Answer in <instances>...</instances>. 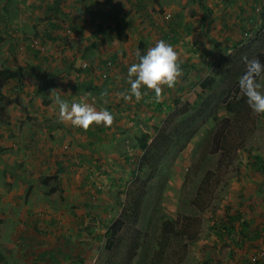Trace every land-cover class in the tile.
Returning <instances> with one entry per match:
<instances>
[{
  "label": "rangeland",
  "instance_id": "1",
  "mask_svg": "<svg viewBox=\"0 0 264 264\" xmlns=\"http://www.w3.org/2000/svg\"><path fill=\"white\" fill-rule=\"evenodd\" d=\"M162 1L160 9L152 0H0V70H15L22 76L20 81H12L1 90L0 205L5 204L12 191H19L20 172H42L50 176L60 170L55 163L61 158H68L73 146L62 147L63 138L57 132L49 137L47 126L68 125L67 121L60 119L55 98L59 95L69 104L84 100L97 111L107 109L115 125L120 124L118 134L130 140L128 145H118L113 151L98 149V146L94 152L82 148L85 159H92L93 165H81L77 169L95 177L91 179L93 181H84L86 190L89 184L98 183L101 176L124 179L122 193L115 188L116 200L111 195L113 206L117 203L113 208L103 207L109 203L105 198L100 202L98 198L93 201L87 196L66 197L68 208L71 204V208H83L91 216L110 217V223H101V226L95 218L88 220L84 233L86 239L90 232L105 235L108 227L116 226L126 202L127 188L138 175L144 179L149 177L147 171L145 174L138 171L144 154L140 140L145 138L144 144L151 145L162 136L163 139L166 137L169 150L160 157L140 222L135 227L132 223L124 224L121 230L135 228L143 235L146 250L144 248L136 264L148 263L160 225L165 220H178L181 227L187 217L200 220L198 239L195 242L180 239L166 264H247L249 259L255 264L264 257V237L256 236L257 230L264 236V174L255 169L252 158H264V113L252 111L248 116V124L243 128L245 145L231 152V162L214 144L213 137L219 126L223 128L224 121L228 120L229 124L232 121L222 105L228 86L239 79L240 69L246 64L245 58L251 60L255 53L264 50V0L258 6L262 12L258 29H253L251 33L253 23L250 20H234L237 31L241 30V25L248 33L242 30L231 32L235 38L232 43L226 41L227 35H230L229 29L226 30L229 25L221 15H227L232 5L226 6L219 0H203L204 4L194 3L193 0ZM208 9L215 16L205 19L203 17ZM180 16L188 21L193 19V24L191 32L184 34L180 43L173 44L181 69L175 85L171 88L161 86L162 99L158 103L154 92L143 87L141 91L147 94L139 102L134 97L125 101L121 94L130 85L124 83L125 76L120 75L123 71L121 67L124 64L128 70L130 65L138 62L136 52L139 50L141 53L143 42L146 45L142 54L155 46L153 41L162 40L157 31L158 25L167 27ZM151 20L155 21L156 28H150L147 36L145 28L150 26ZM187 24L189 26L190 22ZM46 33L53 40L46 39ZM259 37L263 38L262 42L256 43L254 39ZM45 39V44H42ZM112 43H117V47ZM246 46L249 51L242 53L237 62L216 78L215 86L195 105H187L195 92L193 86L213 76L219 62L237 51H243ZM114 53L125 60L121 63V58H116L118 69L104 64L113 59ZM191 58L193 61L188 62ZM91 83L97 85L96 94L100 99L94 94H80L81 90L77 89ZM15 99L20 100L21 106L6 105L7 101L14 102ZM231 128L226 126L224 133L228 134ZM21 160L30 163L20 165ZM27 164L31 165V169L27 168ZM98 166H101L99 171ZM43 167L48 169L43 171ZM207 177L211 182L214 180L213 185L217 180V184L204 195L209 205L204 212H199L192 202L196 201ZM100 180L99 183H108L107 180ZM40 181L37 179V183L40 184ZM29 185L34 188L28 191V203H21L28 207L34 204L37 208H47L45 204L53 196L48 191L58 184L51 182L47 188L44 185L35 186L32 182ZM83 192L85 195L86 191ZM14 196L11 203L19 205L20 201L16 199L19 197ZM30 198L33 200L30 201ZM94 203H98V208H87ZM52 208L62 207L57 204ZM73 212L72 209L69 216ZM54 216L60 218L61 214L55 210ZM248 223L247 232L243 228ZM64 225L57 226L56 231L67 227ZM98 243L101 247L96 249L89 239L84 242L85 247L90 245L88 260L91 264H106L109 259L105 251L106 241L98 240ZM177 253L182 255L181 263H178Z\"/></svg>",
  "mask_w": 264,
  "mask_h": 264
},
{
  "label": "crops",
  "instance_id": "2",
  "mask_svg": "<svg viewBox=\"0 0 264 264\" xmlns=\"http://www.w3.org/2000/svg\"><path fill=\"white\" fill-rule=\"evenodd\" d=\"M152 1H155V5L162 9V0ZM219 1H221L223 4H226V6L227 4L232 5V7L228 10L227 15L224 16V14H221L223 15V20L229 25L226 26V30L229 29L230 32V35L229 37L227 35L226 40L228 43H232L235 40L234 35H231V32L236 33L241 32L242 30L244 33H248L245 28L241 27V25H239V29L241 30L237 31V27L233 25L234 20H245V22L250 20L253 23L252 28H249L251 33L253 32V29H258L257 26L259 23H261L260 20L262 18L261 8L258 7L261 3V0ZM193 2L197 4L205 3L203 0H193ZM208 11L209 12H207L206 16L203 18L206 19L215 16L211 10L208 9ZM181 17L182 16H180V18L174 19V21L167 27L164 26L163 28L158 25L157 31L160 33L159 38L168 42L172 46L173 44L177 45V43H180L184 37V34L191 32V26L193 24V19L188 21V19L185 20ZM187 22H190L189 26ZM154 25H156L155 21L151 20L150 26L145 28L147 36H149L150 28H156ZM157 41L158 40H155L153 42L156 43ZM143 44L145 43L143 42ZM191 49L193 50V48ZM113 55L115 60L116 58H121V63H123L122 60L125 61L124 57L118 56V54L115 53ZM187 61L189 62L193 60L191 58ZM124 66L125 65L123 64L121 69H124ZM115 72L116 71L114 70L113 73ZM123 74L124 73L120 75ZM124 79V83H127V75H125ZM67 123L68 125H60L56 128L47 126V131H49L50 134L49 137L54 136L55 132H57L60 137L63 138L62 147L66 148L69 145L70 147L73 146L72 154L68 158H61L59 159V162L57 161V163H55L61 171H58L56 174H51L50 176H48V173L43 174L42 172L35 174L20 172L19 175L21 177V182L19 181V191H12L8 200L5 201V204L2 203V205H0V210H2L0 213V264H91L88 260L90 259L89 255L91 254L89 249L90 245L88 244V246L85 247L84 242L89 239L90 242L94 244H92V246L97 249L101 247V244L98 246V240L101 241L105 239V235H97L91 232L87 234L86 239V234H84L86 232L85 227H87L88 220L94 218L98 220V226H101V223L109 224L110 217L108 216V218H105L103 216L100 217V215H98V217L93 215L91 216L88 214V212H85V209L83 210V208H71V204L68 208L66 197H71L72 195L73 197L87 196L86 198H89V200L94 199L93 201H95L98 198L100 202H102V198H105V200H107L110 204L107 203L108 206H103L104 208L115 207L117 203L115 202L113 206L114 200H112L111 195H113L116 200L117 195H115L113 191L119 189L118 193H122L121 191L123 190L122 186L124 179L119 177L118 180H116L115 177L112 179L101 176L98 177V183L91 182L92 184H89L88 190H86L87 184L85 182L93 181L91 179H94L95 177L92 176L93 174L89 175L81 171L79 168L77 169V166L80 167L81 165H88L85 159V153L82 151V148L88 149L89 152H94L95 147L98 146V149L113 151L119 147L118 145H121L122 147L128 145L130 140L126 136L118 134V131L121 130L120 124L116 123L115 125L114 119L112 124L109 126H105L103 123L99 125L93 123L88 127V131H84V129L81 127H74L68 121ZM69 133L73 135L70 136ZM33 135L36 136L37 131ZM52 159H54V157ZM20 163V165H22L23 163L25 164L30 162L21 160ZM27 168L31 169V165L27 164ZM45 169L48 168L43 167V171ZM76 170H80L81 172H75ZM49 178H56L58 180V183L56 182L58 184L57 191L53 194H59L60 199H58L56 203H52L49 200V202L45 204L48 206L47 208H37V206H33L34 204H30L29 207L26 205L24 206V203H28L27 197L29 198L28 195L30 194H28V191H31L34 188L32 185L30 186L29 183L32 182V184L35 186H42L43 181ZM37 179L38 181L41 180L40 184L37 183ZM100 179L107 180L108 183H99L102 181ZM49 185H51V183H49ZM44 187L47 188V186ZM52 189L53 188L49 189V194ZM82 189L86 191L85 195ZM14 195L19 197L16 198L20 201L19 205H17L18 203H11L15 197ZM29 200L32 201L33 199L30 198ZM21 202H23V204ZM57 204L61 205L62 208H52L53 205ZM89 205L90 206L87 208H98V203ZM77 206L82 207L83 205ZM72 209L74 212L71 216H69L68 213H70ZM55 210L61 214L60 218H55ZM102 218H104V220H100ZM60 225H64L65 227L67 226L66 228L68 230L61 227L62 230L56 231L57 226L59 227ZM108 230L109 227L105 230V234L108 232Z\"/></svg>",
  "mask_w": 264,
  "mask_h": 264
},
{
  "label": "trees",
  "instance_id": "3",
  "mask_svg": "<svg viewBox=\"0 0 264 264\" xmlns=\"http://www.w3.org/2000/svg\"><path fill=\"white\" fill-rule=\"evenodd\" d=\"M172 23V22H171ZM169 23V25L171 24ZM44 37L48 40H53L50 34L46 33ZM45 40L42 41V44H45ZM263 39V38H262ZM262 39L259 37L254 41L257 43L258 41L262 42ZM117 45V43H112V45ZM146 44H141V54L145 48ZM249 51V47H245L243 51H237L234 55L229 56L228 58L222 60L218 63V65L214 68L213 76L207 77L200 84L194 85L195 92L187 105H195L198 99L206 94L210 89H212L216 84V78L220 77L226 70L227 67L231 66L233 63L237 62L239 58L242 56V53ZM259 59L262 63H264V50L258 51L255 53V56L252 58ZM107 66L111 64L112 67L118 69V63L115 58L104 62ZM115 66H114V65ZM246 67L244 65L243 69H240L239 77L245 72ZM122 73L127 75V69L124 67ZM123 74V75H124ZM124 75V76H125ZM238 75V74H237ZM21 75L18 71L11 69H3L0 70V100L3 99L1 95V90H3L9 83L12 81H20ZM81 90L80 94H94L97 95L96 98L100 99L101 97L96 94L98 93L97 85L88 84L83 87V89L77 88ZM228 92H225V98L222 102L224 110L232 117V121L229 124V121L226 120L223 123V128L219 126V129L216 130L213 137L214 144L219 147L224 155V157H228L229 162L232 159V151H237L241 149L245 145L244 140V131L243 128L248 124V120L251 112L253 111L248 104L246 103V98L243 96V93L239 89L238 80L234 84H230L228 86ZM227 93V94H226ZM16 104L17 106H21V102L18 99H15L14 102L7 101L6 105ZM49 105V104H46ZM221 125V124H219ZM226 126H231L232 128L228 131V134H225ZM89 128L84 129V131H88ZM162 136L158 138V140H154L151 145L144 144L146 140H140V148L144 151V154L140 160V164L138 167V171L141 174H145L146 171L149 173V177L144 179L137 176L134 183L129 186L126 190V202L123 206L121 217L117 220L116 226L109 229L105 234V251L109 255V259L106 264H136L139 262L140 257L143 255V250L145 248V242L143 243V235L140 231H137L135 228L132 229H124V232H121L124 224L127 226L132 223L133 227L137 226L141 219V213L143 212V205L147 195H149V185L150 182L154 180L155 174L159 168L160 157L165 156L168 153L169 146L168 143H165L166 137L163 139ZM234 142H230V141ZM254 160L253 166L259 172L264 174V158L261 156H255L252 158ZM87 164L91 167L93 165V160H86ZM101 166H98V170H100ZM61 170H59L60 172ZM214 182V180L212 179ZM51 182H57L56 178H49L43 181L44 186H48ZM207 179L202 183L198 197H196V201H193V205L197 207L199 212H204L206 207L209 205V201L206 202V198L204 199V195L208 194L210 189L215 187L217 184V180L215 185L214 183ZM135 187V188H134ZM57 187L53 188L50 194H53L57 191ZM59 194L51 197V202L56 203L59 199ZM133 218V219H132ZM1 222V220H0ZM200 220L198 218H184L182 221L181 227L179 226L178 220L167 219L162 225H160L159 234L157 237V241L154 245V250L152 255L149 257L147 264H166L169 259L170 253H172L175 248L178 246V242L180 239H184L187 242H195L198 239L197 227L199 225ZM245 225V224H243ZM249 223L246 225L245 231L249 227ZM125 226V227H126ZM131 233H128L130 232ZM242 232L244 235L246 232ZM243 235V236H244ZM257 237L263 238L261 231L257 230ZM146 250V248H145ZM146 254V253H145ZM178 257V263L183 261L182 255L177 253L175 254ZM208 264V263H206ZM247 264H252L250 259ZM255 264H264V257L257 260Z\"/></svg>",
  "mask_w": 264,
  "mask_h": 264
},
{
  "label": "clouds",
  "instance_id": "4",
  "mask_svg": "<svg viewBox=\"0 0 264 264\" xmlns=\"http://www.w3.org/2000/svg\"><path fill=\"white\" fill-rule=\"evenodd\" d=\"M136 56L138 62L130 65L127 70L126 82L130 88L121 95L125 101L134 97L139 102L147 94L141 91L143 87L154 92L155 101L158 103L162 99L161 86L173 87L181 74L178 53L171 44L159 40L144 54L138 50ZM245 61L246 70L238 79L239 89L248 106L255 113L261 114L264 113V63L257 58H245ZM55 103L59 106L61 121H68L74 127L87 129L93 123H103L105 126L112 124L113 116L107 109L97 111L84 100L69 104L57 95Z\"/></svg>",
  "mask_w": 264,
  "mask_h": 264
},
{
  "label": "built area",
  "instance_id": "5",
  "mask_svg": "<svg viewBox=\"0 0 264 264\" xmlns=\"http://www.w3.org/2000/svg\"><path fill=\"white\" fill-rule=\"evenodd\" d=\"M110 66H111V64H109ZM104 77H106V76H104ZM264 245V244H263ZM264 249V248H263ZM263 256H264V252H263Z\"/></svg>",
  "mask_w": 264,
  "mask_h": 264
}]
</instances>
